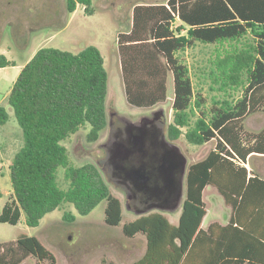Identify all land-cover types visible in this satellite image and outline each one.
I'll list each match as a JSON object with an SVG mask.
<instances>
[{"label": "trees", "instance_id": "1", "mask_svg": "<svg viewBox=\"0 0 264 264\" xmlns=\"http://www.w3.org/2000/svg\"><path fill=\"white\" fill-rule=\"evenodd\" d=\"M65 3L68 13L77 5L88 12L92 0ZM176 20L180 23L174 27ZM195 43L212 46L208 76L223 94L208 108L194 94L189 66L177 56ZM117 44L129 105L147 108L163 102L170 73L173 121L168 139L184 135L193 145L215 140L202 159L188 165L177 223L160 211L122 223L125 236L142 234L146 240L144 254L132 264H264V177L245 166L249 156L264 159V124L256 132L243 129L246 116L264 112V0L136 3L130 29L118 33ZM103 63L94 45L77 53L44 46L21 67L6 103L21 128L23 144L9 163L12 196L0 210V222L15 225L23 214L25 224L35 227L63 203L85 215L101 200L106 201L105 223L121 222V202L98 167L70 164L62 144L86 124L89 140H96L106 127ZM8 65L13 61L0 54V67ZM236 93L240 95L234 97ZM8 119L6 107L0 105V125ZM59 168L64 169L66 188L58 185ZM208 185L221 195L230 216L225 225L213 222L203 229V191ZM243 214H254L260 229L243 228ZM63 217L74 216L65 212ZM27 256L34 257L35 264H56L53 253L35 236L22 234L0 243V264H19Z\"/></svg>", "mask_w": 264, "mask_h": 264}, {"label": "rangeland", "instance_id": "2", "mask_svg": "<svg viewBox=\"0 0 264 264\" xmlns=\"http://www.w3.org/2000/svg\"><path fill=\"white\" fill-rule=\"evenodd\" d=\"M160 1L164 0H92L88 12L82 5H77L72 13H68L65 0H0V54L12 57L18 65L24 64L26 59L44 46L72 53L88 45L100 50L107 72V125L96 140L87 138L89 125L86 124L70 134L62 144L66 147L70 164L93 163L98 167L110 192L120 200L122 206V220L115 226L107 225L104 221L105 200H101L85 215L78 214L72 204L63 203L46 213L35 227L27 226L22 214L15 225L0 222V243L13 241L22 234L35 236L53 253L56 264H105L107 261L130 264L143 253L144 235L127 237L122 232V223L140 214L127 208L123 192L103 167L106 163V147H111L113 141L108 142L112 113L117 112L129 120H136L151 110L162 109L166 137L167 127L173 121L171 74L167 75V97L163 102L147 108L129 105L125 100L117 47L118 33L127 31L131 26L133 5ZM211 49V45L195 43L177 53L178 58L189 66L194 94L203 99V107L206 108L211 106L214 99L223 96L208 76ZM16 71L15 66L0 67V105L5 106L9 113V119L0 125V210L12 196L9 163L23 144L21 128L6 103ZM239 95L236 93L234 97ZM194 119L195 116H192ZM263 124L264 112L258 111L245 117L243 129L256 132ZM170 141L178 145L187 158V168L189 164L202 159L215 144V140H210L202 145H193L187 142L184 135ZM105 143L106 147L103 145ZM260 165L263 170H259L264 171V159ZM57 182L61 188L67 187L63 168L57 170ZM203 199L206 213L218 214L227 210L214 187H208L203 192ZM180 210L162 213L170 222L176 223ZM65 212L73 215V219L66 220L63 217ZM35 263L34 257L27 256L19 264ZM42 264L48 262L43 261Z\"/></svg>", "mask_w": 264, "mask_h": 264}, {"label": "flooded vegetation", "instance_id": "3", "mask_svg": "<svg viewBox=\"0 0 264 264\" xmlns=\"http://www.w3.org/2000/svg\"><path fill=\"white\" fill-rule=\"evenodd\" d=\"M165 123L163 112L157 110H151L136 120H129L114 112L109 121L108 142L113 141L111 147H106L108 142L103 144L107 150L103 169L123 192L127 208L135 213L144 210L145 213L169 212L158 207L170 208L176 201L177 190L165 187L158 171L161 156L170 149L172 143L165 135ZM142 133L144 136L140 139ZM125 148L132 150L127 158L122 155ZM117 153L122 156L115 157ZM142 163L146 164L148 176L144 185L135 183L130 175L131 170Z\"/></svg>", "mask_w": 264, "mask_h": 264}, {"label": "water", "instance_id": "4", "mask_svg": "<svg viewBox=\"0 0 264 264\" xmlns=\"http://www.w3.org/2000/svg\"><path fill=\"white\" fill-rule=\"evenodd\" d=\"M158 112L162 113V109H158ZM144 134L140 135L142 139ZM118 147L124 148L122 145ZM132 153L131 148H125L123 151V158H127ZM120 153L115 154V157L122 156ZM113 156V157H114ZM158 171L163 177L165 187L174 188L177 190V196L175 203L170 208L158 207L161 210H167L169 212H175L182 207V202L185 196V175L187 171V158L182 153L180 147L174 143H170V149L167 150L160 159ZM132 179L135 183L146 184L148 176L146 175V164L142 163L139 167L131 170ZM148 208L147 210H149ZM144 211L136 212L137 214L145 213Z\"/></svg>", "mask_w": 264, "mask_h": 264}, {"label": "crops", "instance_id": "5", "mask_svg": "<svg viewBox=\"0 0 264 264\" xmlns=\"http://www.w3.org/2000/svg\"><path fill=\"white\" fill-rule=\"evenodd\" d=\"M180 22L178 20L175 21L174 25H177L179 24ZM130 29V28H129ZM129 29L125 32H128ZM7 58V60H11L13 61V65L11 66H15V68L17 69L16 71V76L18 75L21 67L23 66V64L21 65H18L16 63V61L12 58V57H8V56H5ZM29 59V58H28ZM26 59V60H28ZM6 67V66H5ZM4 67V68H5ZM121 79H122V75H121ZM250 158V162H247L245 164L246 168L248 170H251V169H254L255 171H259L260 174L264 177V171H262L263 169L261 168L262 166L260 165V162H262V157L261 155H252L251 157L249 156ZM259 169H262V170H259ZM262 171V172H261ZM208 187H212L210 185L206 186L204 191L208 188ZM203 191V192H204ZM218 193V192H217ZM219 194V193H218ZM221 197V195H219ZM222 198V197H221ZM223 200V199H222ZM227 207V206H226ZM230 216V210H229V207H227V210L226 211H222L221 213H218V214H215V213H206L205 216L203 217L202 219V223H201V227L203 229H206L207 226L213 222H218L219 224L221 225H225L227 222H228V218ZM241 219V222L240 224L242 225L243 228H245L246 230H248L249 232H252L253 230H259L260 229V225L257 221L258 218H256V216L254 214H243L241 215L240 217ZM172 223V222H171ZM177 223V222H176ZM175 224V223H173ZM145 248H146V240H145ZM145 248H144V251L143 253L141 254L140 257H142V255L144 254L145 252ZM139 257V258H140ZM137 258V259H139ZM136 259V260H137ZM135 261V260H134ZM133 261V262H134ZM132 262V263H133ZM130 263V264H132Z\"/></svg>", "mask_w": 264, "mask_h": 264}, {"label": "built area", "instance_id": "6", "mask_svg": "<svg viewBox=\"0 0 264 264\" xmlns=\"http://www.w3.org/2000/svg\"><path fill=\"white\" fill-rule=\"evenodd\" d=\"M174 27H175V25H174Z\"/></svg>", "mask_w": 264, "mask_h": 264}]
</instances>
